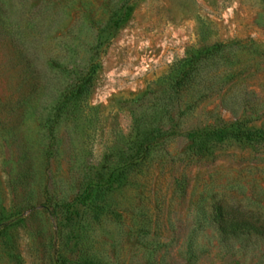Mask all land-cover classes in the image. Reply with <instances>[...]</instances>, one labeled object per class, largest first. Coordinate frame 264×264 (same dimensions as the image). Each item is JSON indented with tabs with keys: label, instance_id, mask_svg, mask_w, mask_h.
Masks as SVG:
<instances>
[{
	"label": "rangeland",
	"instance_id": "rangeland-1",
	"mask_svg": "<svg viewBox=\"0 0 264 264\" xmlns=\"http://www.w3.org/2000/svg\"><path fill=\"white\" fill-rule=\"evenodd\" d=\"M263 135L264 0H0V264H264Z\"/></svg>",
	"mask_w": 264,
	"mask_h": 264
},
{
	"label": "trees",
	"instance_id": "trees-1",
	"mask_svg": "<svg viewBox=\"0 0 264 264\" xmlns=\"http://www.w3.org/2000/svg\"><path fill=\"white\" fill-rule=\"evenodd\" d=\"M193 65L182 67L178 74L173 77L172 86L177 90L184 87L192 78ZM90 82V76L84 78L77 86L76 90L82 92L85 86ZM199 135V131L190 130L186 132L188 139H195ZM264 138V135L262 136ZM216 221L219 225L229 228L233 231L246 235H256L264 238V221L255 219L245 214L237 213L236 210L231 209L225 205H217Z\"/></svg>",
	"mask_w": 264,
	"mask_h": 264
}]
</instances>
